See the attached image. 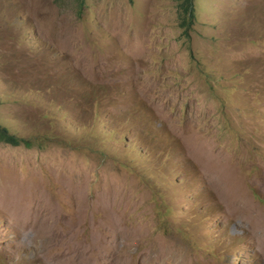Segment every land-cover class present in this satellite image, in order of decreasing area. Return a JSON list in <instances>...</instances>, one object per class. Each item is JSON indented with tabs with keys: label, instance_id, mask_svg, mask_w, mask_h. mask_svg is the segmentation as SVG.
<instances>
[{
	"label": "rangeland",
	"instance_id": "1",
	"mask_svg": "<svg viewBox=\"0 0 264 264\" xmlns=\"http://www.w3.org/2000/svg\"><path fill=\"white\" fill-rule=\"evenodd\" d=\"M0 0V264H264V0Z\"/></svg>",
	"mask_w": 264,
	"mask_h": 264
},
{
	"label": "trees",
	"instance_id": "2",
	"mask_svg": "<svg viewBox=\"0 0 264 264\" xmlns=\"http://www.w3.org/2000/svg\"><path fill=\"white\" fill-rule=\"evenodd\" d=\"M177 18L179 25L183 31L188 34L192 29L194 22V4L193 0H177L176 1ZM0 141L10 144H28V140L16 133L11 132L7 127L0 125Z\"/></svg>",
	"mask_w": 264,
	"mask_h": 264
}]
</instances>
